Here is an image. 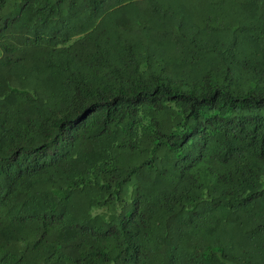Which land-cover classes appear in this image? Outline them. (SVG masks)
I'll return each instance as SVG.
<instances>
[{
  "label": "trees",
  "instance_id": "1",
  "mask_svg": "<svg viewBox=\"0 0 264 264\" xmlns=\"http://www.w3.org/2000/svg\"><path fill=\"white\" fill-rule=\"evenodd\" d=\"M0 264H264V0H0Z\"/></svg>",
  "mask_w": 264,
  "mask_h": 264
}]
</instances>
